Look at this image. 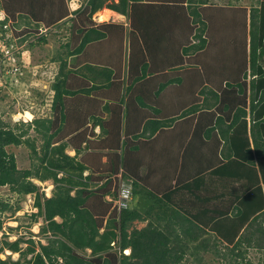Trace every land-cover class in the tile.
Instances as JSON below:
<instances>
[{"label":"trees","instance_id":"trees-1","mask_svg":"<svg viewBox=\"0 0 264 264\" xmlns=\"http://www.w3.org/2000/svg\"><path fill=\"white\" fill-rule=\"evenodd\" d=\"M42 1L0 0V9L3 10L0 13V31L18 34L10 31L16 30L13 21L5 30L3 26L7 25L9 17L14 18L16 13L26 9L29 11L28 17H36L35 28L45 19L44 13L47 15V22L64 18V11L54 17V9L43 5ZM192 1L189 0L190 4L184 6L175 0H158L151 4L145 0H117V3L115 0H87L84 9L76 11L78 17L88 13V21L85 23L79 19L70 20L73 32L63 46L66 52L52 61L59 63L56 81L52 85L53 118L33 119L27 124L26 130L18 129L17 125L8 127L0 121V186H8L16 194L34 195L33 207L37 212L32 217L34 220L42 219L43 226L39 233L43 236L49 235L47 244H37L38 251L32 240H29V246L24 250L19 246L20 240L3 241L1 249L6 248L12 254H18V259L13 260L8 256L6 260L0 259V264H182L187 255H191L195 264H201L202 255L209 252L218 256L222 264H252L250 261L244 263L243 257L248 249H256L264 254V211L252 217L238 238L235 237L239 229L233 237H229L227 233L226 236L220 234L225 239L220 240L217 236H210L205 227L199 226V215L210 219L206 213L208 209L212 210V220L216 217L219 222L237 221L239 226H242L253 214L251 212L254 208H251L255 205L251 200L246 202L248 210L242 208L241 204L235 205L238 194L233 196L235 193L225 192L228 184L223 182L216 184L219 187L211 194L212 183H205L204 180L208 177L205 172L207 164L203 161L205 156L197 159L190 156L185 158L184 162L176 161L177 167L174 168L166 164L171 161L169 159L157 164L160 160L159 152L154 148V143L147 139L158 129L173 127L176 118L158 123L148 119L143 125H140L142 121H139V118L137 121L132 120L138 106L136 98L138 102L143 101L145 97L132 92V87L127 85L130 79L127 77L128 72H137L133 69V63L127 67V73L122 70L125 29L120 25L95 24L90 16L104 8L126 16L130 14L128 19L131 49L135 55L140 48L139 52L142 54L145 53L144 50L150 52L147 40L149 32L140 29L144 23L149 25L155 18L156 24H151L152 27L157 29L161 24L162 30L170 36L176 29H188L189 33L193 29L191 24H194L187 17L190 14L196 24L201 26L194 36L196 42L182 48L181 55L190 57L193 52L204 48L206 39L203 35L207 27L199 9V5L205 4L206 0H200L193 7ZM53 6L54 4L51 5ZM136 6L142 7L136 9ZM218 9L224 17L225 11ZM147 14L151 17H147L140 25L138 20ZM249 14L248 57L240 65V72L231 73L229 81L233 82L228 81L227 88L234 90L233 98H243V104L248 97L252 110L264 104V72L259 64L264 58V20L260 19L258 8H251ZM19 16L21 20L26 18L21 14ZM23 29L25 30L20 31L18 39L15 38L16 45L34 38L31 37L33 33L26 31L32 30L30 27ZM111 38H115L121 47V57L115 62L110 51ZM38 40L44 41L42 37ZM5 43L13 44L14 40L9 39ZM27 45L30 49L32 41L27 42ZM15 55L20 58V53ZM70 57L73 65L69 66ZM145 64L146 69L148 68V64L143 63L142 71ZM248 76H251V79L247 85V94L245 81ZM70 78L75 80L76 87L69 82ZM164 87L159 86L160 89ZM214 95L218 101L219 98L215 93ZM69 97L74 99V104L72 100L68 101ZM227 102L223 101L229 104ZM100 106L109 112L108 118H102ZM68 113L71 115L69 119L65 115ZM262 115L263 119L253 125V130L259 131L258 137L254 135V131L251 134L254 153L264 174V132H261L263 128L260 131V125L264 126V112ZM65 118L69 123L76 124L69 130V134H74L71 146L76 151L75 155H82L89 149H100L101 154L91 152L92 154L84 155V159L77 160L76 156L70 157L66 154L65 143L52 146V139L61 132ZM89 124L91 125L88 127ZM31 127L43 139L40 166L34 170H19L14 155L8 152L7 148L27 144L36 155L33 142L24 138ZM97 127L100 129L99 134L94 131ZM208 132L209 130L205 133L197 130L195 136L202 141L205 139L203 135L208 138ZM148 145L149 150L146 149ZM103 153L104 163L100 160ZM86 170H92L93 173L84 177ZM176 171L179 176L173 184L172 179ZM96 172H108L107 180L100 186H96V183L104 178L93 177ZM184 173L192 181L182 188L175 189L189 179L184 177ZM59 174L61 176H58ZM119 174L121 178L117 177ZM111 175L115 177L116 184L112 185L109 178ZM32 178L41 182L52 180V196L45 197L40 193L38 186L30 181ZM121 180L127 184L121 191V205L111 210L113 203L105 201V198L110 197L112 188L113 197H119L118 183ZM167 190V198L166 194L160 195ZM72 191L75 192L73 196L70 195ZM248 196L251 197L252 194ZM108 214V219L103 225V218ZM219 222H216L215 226L220 227ZM135 223L145 225L138 229L134 227ZM100 229H103L101 233ZM114 247L118 250L115 251ZM86 250H90L89 256L84 254ZM125 250L130 251L128 255L123 254Z\"/></svg>","mask_w":264,"mask_h":264},{"label":"rangeland","instance_id":"rangeland-1","mask_svg":"<svg viewBox=\"0 0 264 264\" xmlns=\"http://www.w3.org/2000/svg\"><path fill=\"white\" fill-rule=\"evenodd\" d=\"M175 1L183 3L184 6H188V4H190L188 2L189 0ZM86 2L87 0H43L41 2L43 3V5L45 4V6L54 9V17L64 11V18H62L61 20H57V18H55L54 20L47 22V15L44 13L43 17H45L44 20L46 21H41L36 28V17H34V19L30 16L28 17L27 15L29 11L27 9L23 12L16 13L14 15V18L9 17V21L14 22V28L16 29H10V31L18 33H12L13 40L18 39L17 36L19 35L20 31L25 30L23 28L26 26L32 29L26 31H28L29 33H33L31 37L34 38H29L27 41L21 42L18 45L21 48L20 58H17L20 72L14 74L12 71L7 70L8 72L5 71L6 73L4 72L3 76L0 77V89L2 90L3 88V90L0 91V121L3 124L11 128L17 125L19 127L18 129L26 130L27 124L33 119L53 118V112L51 110V104L54 95L52 91V85L56 81L59 63L52 61L56 56L60 55L62 57V55H64L66 52V50L63 49V46L72 36L71 32H73L72 23L70 22V20L79 19L84 21L85 23L88 21V18L86 17L88 13L80 17L75 14L77 10L80 9L82 11L84 9ZM147 2H150L151 4V2H158V0H149ZM198 2H200V0H193L191 2L192 7ZM53 4L54 6L51 7V5ZM141 7L142 6H136L135 8L139 9ZM218 8H221L225 11L223 12L224 17H222V15L220 14L221 11ZM251 8H258L260 19L264 20V0H206L205 4L199 5V9H201V18L202 20L207 22V27L203 35V37L206 39V44L202 50L193 52L190 60L195 61V64H197L198 67L200 66V73H208L209 75L216 77L215 82H218L221 79L231 75L232 72H234L235 74L242 70L240 68V65L245 58L247 59L249 52L248 30L250 17L249 11ZM2 11L3 10L0 9V13H2ZM99 11L90 15L91 20H93L95 24L98 21L95 19H98ZM103 11L104 10H102V12ZM102 12H100V14ZM20 14L26 16V18L21 20L19 16ZM138 16H140V13L138 14ZM128 17L130 18V14L128 15ZM147 17L151 16L147 14L145 17H141L138 20L140 25L146 20ZM187 17L190 18L194 24H191L193 29L189 33L188 29L184 30L183 34L187 41H184L183 46H188L189 44H192L194 41H196L194 36L196 35L198 28L201 27L200 24H196L194 18L191 17L190 14L187 15ZM0 19H2V14H0ZM234 20L236 21V24ZM9 21H7V26L9 25ZM0 33L2 34V32ZM154 34L157 35L158 32H154ZM175 35L176 32L174 36H170L165 32L162 34L163 39L161 41L159 39L160 44L157 47L158 49H160V54L162 56L174 57L175 54H179L178 51L180 44L176 42ZM125 36V45L124 49L122 50V58L123 60H125V63L123 62L122 70L123 72L125 71L127 73V67H129V65L133 63L136 57L131 49L129 39L126 40L128 36L126 34ZM41 37L42 39H44V41L40 42L38 39H40ZM111 40L112 42L110 51L115 62L118 58L121 57V47L120 45L118 46L115 38H111ZM262 40H264V33ZM29 41H32V46L30 49L27 47V42ZM148 55L149 51L143 53L142 56L138 55L137 60L139 58L142 60H147ZM263 59L259 61V64L261 65L260 67L264 72ZM72 63L73 62L70 57L69 66L73 65ZM191 64L192 63L188 61L186 62V65ZM197 66L194 65V68L196 70ZM144 67L146 69V64L144 65ZM148 67L150 66L148 65ZM250 79L251 76H248L246 78V91ZM240 81L242 82V80ZM69 82L73 85V87H76L77 83H75V80L73 78H70ZM203 89L204 91L208 90L207 88ZM70 100H72L74 104V99H71L69 97L68 101ZM262 106L264 109V104ZM99 109H101L100 112L102 113V118L109 117V112L105 111L102 106H100ZM99 109L97 110V112H95L96 115L98 114ZM65 115L67 119L71 117L69 113ZM67 119L65 120L66 122L62 124L61 132L52 139V146L65 143L67 145V148H65L66 154L70 157H73L76 156V151L71 146L72 137L74 134H69V130L73 129L72 126L76 124L74 122L69 123ZM90 125L91 124H89L88 127ZM261 128H263L262 132H264V126ZM94 131L96 134H99V127H97V129H94ZM24 138L25 140H30L31 142H33L36 155L31 150V147L27 144L10 146L7 148V150L14 155L16 165L19 170H34L40 166L43 139L34 131L32 127L27 130V135ZM91 152L101 154L100 149H89L87 151L85 150L82 155H77L76 158L77 160H82L85 157L84 155ZM100 160L104 163V153ZM91 173H93L92 170H86L83 173V176H89ZM58 176H61V174H59ZM97 176L98 178H104L103 181H96V186H100L105 180H107L108 172H96L93 174V177L96 178ZM117 177L121 178V175L119 174ZM109 178L112 181V185L113 183L116 184L117 181L113 175H111ZM30 181L38 186L39 192L44 194L45 197L52 196L54 188L52 180L41 182L39 180H36L35 178H32L30 179ZM126 185L127 184H125V182L121 180L118 183V186L120 188V192H118L119 197L116 199L115 197H113L114 189L112 188L110 197L105 198V201L113 203L111 210L113 209V207L121 205V200L119 198L121 197L122 189L125 188ZM74 194V191L70 193L71 196H73ZM33 203L34 195L16 194L13 193L8 186H0L1 260H6L8 256H11V259L13 260L18 259V254H12L10 251L6 250V248L4 250L1 249L3 241L14 242L16 240H20L19 246L22 250L29 246V240L33 241V245L37 251L38 243L44 245L47 244V238L49 237V235L43 236L39 233L41 227L43 226L42 219L38 218L34 220L32 217V215L36 214L37 212V210L33 207ZM108 216L109 214L104 216L103 225H105ZM56 220L59 221L58 218H56ZM223 222V226L227 228V234H229L230 236L234 235L235 231L240 225L238 222H236L234 224H229L228 228V222H225L224 220ZM235 224H238V226ZM144 225L145 223H135L134 227L140 229ZM103 229H100L99 233H101ZM114 250L116 251L118 249L114 247ZM129 252V250H125L123 251V254L128 255ZM84 254L86 256H89L90 250H86ZM190 256L191 255H187L186 260H184L182 264H195L194 259ZM28 258H30V256H28ZM243 259L244 263L246 261H250L252 264H257L259 262L264 263V254L263 252H258L256 250H250L244 254ZM201 260V264H222L220 258L210 252L203 254Z\"/></svg>","mask_w":264,"mask_h":264},{"label":"crops","instance_id":"crops-1","mask_svg":"<svg viewBox=\"0 0 264 264\" xmlns=\"http://www.w3.org/2000/svg\"><path fill=\"white\" fill-rule=\"evenodd\" d=\"M115 2L117 3V0ZM102 10L109 9L104 8ZM109 11L120 18L111 16L107 21H97L96 24L106 23L123 26L125 34L128 36L126 40L129 39L131 46L128 16L112 10ZM149 19H154L153 23H151L152 25L156 24L155 18ZM151 24L147 25L144 23L140 27L144 32L145 30L149 32V37L147 38L150 50L148 59L142 60L139 58L137 60L138 55L142 56V53L139 52L141 48L137 50L135 53L136 59L133 61V69H136L137 72L133 70V72L130 71L127 74V77L129 76L128 78H130L127 81V85L132 87V92L139 94L140 97H145L143 101L138 102V98H136L135 102L138 106H136V114H133L132 120L137 121L139 118V121H142L140 125H143L148 119L158 123L176 118L174 119L173 127L158 129L151 138L147 139V141L150 140L154 143V148L159 152L160 160L157 164H161L164 159H169L171 161L166 164L174 168L177 167L175 165L176 161L184 162L185 158L190 156L194 159L205 156L203 161L207 164L205 172L206 174L208 173V177H205L204 180L205 183H212L210 186L211 194L219 187L216 184L223 182L228 184L226 189H224L225 192L235 193L233 196L238 194L236 198L238 200L235 201V205L238 204L239 206L241 204L242 208L248 210L246 202L253 201L252 204L254 203L255 205L251 208V210L254 208L251 212L253 214L242 226L235 224L238 226L237 230L239 229L235 238H238L252 217L264 211V174L254 153L252 140L253 131L256 137L259 135V131L253 130V125L263 119V106H256L251 110L248 97L245 99V104L242 103L240 96L233 98L232 92L234 90L227 88V82L231 78L230 75L215 82L216 77L205 72L200 73V66L198 67L195 61L190 60L191 56H182V48L186 47L183 46V43L187 41L184 37L183 29L175 30L176 42L180 44L179 55L175 54L174 57L162 56L160 49L157 47L160 44L159 39L160 41L163 39L162 31L165 32V30H162L161 24H159L157 29L152 27ZM154 32H158L159 35H155ZM187 61L192 64L186 65ZM142 62L147 63L150 67L142 71ZM194 65L197 66V70ZM160 85L165 87L160 89ZM203 88L208 90L204 91ZM214 93L219 98L218 101L215 100ZM248 93L249 91L247 90ZM223 101H228L227 103L229 104L223 103ZM224 104L226 105L224 106ZM261 127L262 124L260 125V131ZM197 130H201L203 133L209 130L208 138L203 135L205 139L199 140L195 136ZM146 149L149 150L150 145ZM185 150L187 153H185ZM177 171L172 179L173 184L176 183L177 176H179ZM184 177L189 179L176 186L175 189L182 188L183 185L192 181L186 173H184ZM166 193L169 195L168 190L163 191L160 195L162 196ZM201 193L204 194L203 191ZM167 194L165 195L166 198L168 197ZM249 194H252V196L249 197ZM206 213L210 219L199 215V226L205 227L210 236H217L220 240H225L220 235L227 233V228L223 226V220L220 221L221 223L216 217L215 220H212V210L210 209ZM216 222L220 223V227L215 226ZM236 222L227 223L228 228L229 224ZM206 236L208 235L206 234ZM233 236L229 235V237ZM250 250L256 249H248V251Z\"/></svg>","mask_w":264,"mask_h":264},{"label":"built area","instance_id":"built-area-1","mask_svg":"<svg viewBox=\"0 0 264 264\" xmlns=\"http://www.w3.org/2000/svg\"><path fill=\"white\" fill-rule=\"evenodd\" d=\"M10 23L11 21L9 22V24ZM6 28L7 25H4L3 29L5 30ZM12 38L13 36L11 33H0V77H2L3 73L7 70L12 71L14 74L20 72V68L15 55L16 53H20L21 51V48L18 46L19 44L16 45V40H14L13 44L6 45L5 43V41H9V39Z\"/></svg>","mask_w":264,"mask_h":264},{"label":"bare ground","instance_id":"bare-ground-1","mask_svg":"<svg viewBox=\"0 0 264 264\" xmlns=\"http://www.w3.org/2000/svg\"><path fill=\"white\" fill-rule=\"evenodd\" d=\"M111 16H114L116 18H120L119 16H117L116 14H113L111 11L109 10H104L101 14H99L98 16V21L99 22H105L107 21ZM128 251V250H127ZM127 253V252H126Z\"/></svg>","mask_w":264,"mask_h":264},{"label":"clouds","instance_id":"clouds-1","mask_svg":"<svg viewBox=\"0 0 264 264\" xmlns=\"http://www.w3.org/2000/svg\"><path fill=\"white\" fill-rule=\"evenodd\" d=\"M196 41H194L192 44H194Z\"/></svg>","mask_w":264,"mask_h":264}]
</instances>
